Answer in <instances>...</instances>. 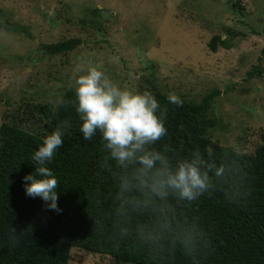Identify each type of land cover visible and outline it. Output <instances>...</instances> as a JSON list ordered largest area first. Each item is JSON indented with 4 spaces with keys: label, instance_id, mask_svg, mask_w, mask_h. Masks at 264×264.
<instances>
[{
    "label": "trees",
    "instance_id": "1",
    "mask_svg": "<svg viewBox=\"0 0 264 264\" xmlns=\"http://www.w3.org/2000/svg\"><path fill=\"white\" fill-rule=\"evenodd\" d=\"M225 33L212 36L210 50L231 48V39L244 35L234 29ZM79 43L68 38L44 47L60 53ZM153 95L167 110V135L153 147L166 150L173 161L196 150L207 156L211 148L218 163L226 159L233 166L228 181L195 201L171 200L156 214L118 216L121 169L106 159L99 132L91 140L83 137L74 89H67L57 104L39 105L36 130L27 129V119L4 118L0 124V264H69L72 247L133 264H264V128L252 154L238 152L208 137L214 121L206 114L216 91L198 103L182 100V106L169 103L156 87ZM61 120L71 127L48 164L60 183L58 213L39 197L26 196L22 178L34 171L32 154ZM140 225L146 227L139 235ZM12 227L21 232L18 242L9 238Z\"/></svg>",
    "mask_w": 264,
    "mask_h": 264
},
{
    "label": "rangeland",
    "instance_id": "2",
    "mask_svg": "<svg viewBox=\"0 0 264 264\" xmlns=\"http://www.w3.org/2000/svg\"><path fill=\"white\" fill-rule=\"evenodd\" d=\"M226 29L244 35L210 50ZM68 38L80 43L44 47ZM263 49L264 0H0V124L27 119L36 130L39 105L57 104L77 69L96 65L141 92L198 103L216 91L208 137L252 154L264 128ZM69 264L133 263L72 247Z\"/></svg>",
    "mask_w": 264,
    "mask_h": 264
},
{
    "label": "clouds",
    "instance_id": "3",
    "mask_svg": "<svg viewBox=\"0 0 264 264\" xmlns=\"http://www.w3.org/2000/svg\"><path fill=\"white\" fill-rule=\"evenodd\" d=\"M73 80L74 108L83 137L91 140L99 132L108 153L106 159L110 158L121 169L116 196L118 216L156 214L171 200L177 204L195 201L233 175L231 163L226 159L218 163L211 148L206 149L207 156L196 150L173 161L166 150L153 147L167 135V110L161 109L150 91L121 87L96 65L77 69ZM167 99L177 106L183 104L174 92L168 93ZM70 127L67 120H61L43 138L31 157L34 171L22 178L26 196L39 197L48 209L58 213L61 210L56 189L60 183L48 164ZM145 227L138 226L139 235ZM20 236L21 232L12 227L9 238L18 242Z\"/></svg>",
    "mask_w": 264,
    "mask_h": 264
}]
</instances>
